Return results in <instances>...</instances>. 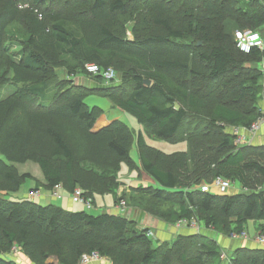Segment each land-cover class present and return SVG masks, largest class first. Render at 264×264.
I'll list each match as a JSON object with an SVG mask.
<instances>
[{"label": "trees", "instance_id": "16d2710c", "mask_svg": "<svg viewBox=\"0 0 264 264\" xmlns=\"http://www.w3.org/2000/svg\"><path fill=\"white\" fill-rule=\"evenodd\" d=\"M22 1L0 0V154L8 161L0 159V264H18L5 256L14 245L33 264H78L92 251L112 264H222L221 246L206 234L154 244L147 228L121 214L9 198L32 178L15 165L26 161L38 164L49 189L78 187L92 202L94 194L118 203L131 193L166 223L195 218L229 237L257 220L264 236V144L236 146L230 131L261 114L264 49L239 50L232 31L263 34L264 0H199L202 13L188 1L179 22L167 0H63L64 8L81 3L78 18L40 9L54 0ZM229 4L233 12L222 14ZM126 21H134L132 37ZM86 63L117 69L123 83L53 81L61 67L69 77L88 74ZM90 93L132 114L147 135L187 141V150L165 153L120 119L94 130L103 109L86 104ZM123 162L152 184L118 194ZM219 175L241 191L202 190ZM227 264H264V248L234 249Z\"/></svg>", "mask_w": 264, "mask_h": 264}, {"label": "rangeland", "instance_id": "374dc122", "mask_svg": "<svg viewBox=\"0 0 264 264\" xmlns=\"http://www.w3.org/2000/svg\"><path fill=\"white\" fill-rule=\"evenodd\" d=\"M170 1L171 4L175 5V9L174 11L175 13V19L177 22H179L180 20L185 19V15L187 13V6H188V1H191L193 3V5H195L196 7V11H201V6L199 3V0H167ZM23 4L27 5L31 3V0H23L22 1ZM49 8L46 6V4H43L40 6V9H50L52 11H57L59 13H61L62 15L66 16V17H70V18H78V14L75 13L76 9L81 6V3H74V5L71 8H64V1L63 0H54L51 3H48ZM198 5V6H197ZM234 7V5H228L227 6V10H222V14H224V12H233L232 9L230 7ZM203 12V10L201 11V13ZM233 15L229 14V20H232ZM123 19H120V21L122 22ZM120 22V23H121ZM129 22V21H128ZM126 21V27H125V32L129 35V37L133 36V33L130 31V24H134V21L130 22V24ZM243 28H248V27H243ZM250 28V27H249ZM264 31V28H262ZM238 30H242V29H237ZM235 32L236 29H234L232 31L234 39H235ZM263 34L262 37L264 39V32H262ZM200 44L202 43L201 41L199 42ZM198 44V45H200ZM258 66L261 65V63L257 64ZM64 68H58L56 70V74L53 78V81L56 82L57 80H61L64 79L66 80L67 77L68 78H72L73 83L77 84V85H84L83 83L86 84H90L89 87H95L93 83L96 84V86L100 87L101 81L96 79L95 77H93L92 75L89 74H85V73H79L76 76H68V74L66 72H64ZM115 70V69H114ZM117 69L115 70V82L114 84H120L123 83V76L121 74L120 71H117ZM86 86V85H84ZM96 92V91H95ZM7 95V92H3L1 95L2 97H5ZM84 101L86 102V104L88 106H99L100 108L103 109V114L105 116H107L108 119H120L122 120L124 123H126L134 132V137L137 135L138 132H141L144 136L145 142L150 145L153 146L165 153H173V152H177V151H186L187 150V141L185 140H164V139H159L156 137H152L150 135H147L143 126L137 121V119L130 113L123 111L117 107H113L111 105L110 100L108 99V97L97 94V93H90L88 94ZM130 155L133 158V160L138 164V155H137V151H136V147H135V142L131 147L130 150ZM0 159L5 160L6 162H8L6 160V158L0 154ZM16 167L18 168V170L20 172H30L32 175V178H28L25 180V182L22 184L21 188L27 189L31 187V186H35V185H40V179H43V175L42 172L38 166L37 163L33 162V161H26V162H22V163H15ZM118 177L119 180L125 182V181H129L132 185H147L149 183H151V179L150 178H145V176L143 175H138V170L134 169V170H130L127 165L123 162L121 163V167H120V171L118 173ZM150 181V182H148ZM126 183V182H125ZM125 183H122L123 185H125ZM32 184V185H31ZM39 189V188H38ZM36 189V190H38ZM211 192L213 193H218L220 192L219 189L216 186H212L210 187ZM240 190V185L238 182H232L231 185L227 188V190L224 192L228 195H232L235 194L237 191ZM35 191V190H33ZM125 191V189H123L120 194ZM31 192V191H30ZM128 192V191H127ZM131 194V193H130ZM129 193H127V198H125L126 203H127V208L128 207H133V208H139L136 202L132 201L131 199V195ZM29 196V195H28ZM9 198L15 200V198L10 194L8 195ZM102 196L97 194V204H101L103 205V203L105 204V206H107V209L112 205L113 203V197L111 194H107L104 196V201L101 198ZM38 196H34V201L40 203V200H38ZM38 200V201H37ZM136 201V199H135ZM57 205L58 204H54ZM60 206V205H59ZM84 206V205H83ZM106 208V207H105ZM99 209L97 207L92 206L91 208H86L84 206L85 211L91 213V214H98L99 211H106L107 209ZM142 211V210H141ZM107 212V211H106ZM145 212V211H144ZM134 218H136V215H132ZM129 219H132L130 216L128 217ZM133 220V219H132ZM136 222V220H134ZM259 225V221L257 220H248L245 224V228L249 235H252L255 233V228ZM136 226H137V222H136ZM190 232H188L189 234ZM191 234V233H190ZM178 235V234H177ZM177 235L175 236V238L177 237ZM229 237V236H227ZM174 238V239H175ZM154 244H156V240L154 238H152ZM173 240H161L158 241L160 243L162 242H169L171 243ZM226 248V247H225ZM228 248V247H227ZM226 255H227V259L222 261V264H227V260L229 258L230 253L232 252L231 250H227V249H222Z\"/></svg>", "mask_w": 264, "mask_h": 264}, {"label": "crops", "instance_id": "0c3cea01", "mask_svg": "<svg viewBox=\"0 0 264 264\" xmlns=\"http://www.w3.org/2000/svg\"><path fill=\"white\" fill-rule=\"evenodd\" d=\"M262 86L264 88V82L261 81ZM84 85H86L87 87L90 86V84H86L83 83ZM94 86H96L95 83H93ZM102 84V83H101ZM100 84V85H101ZM112 105V104H111ZM259 108L261 111H264V91L262 90L261 92V97L260 100L258 102ZM114 107V106H113ZM118 108V107H117ZM120 109V108H119ZM115 119V118H113ZM113 119H108L107 116H105L104 114H102L100 116V118L98 119V121L95 124L94 130H97L99 128H101L102 126L108 124L111 120ZM253 145H263L264 144V124L261 126V128L256 132V134L253 137V141H252ZM143 175V174H141ZM145 178H149L146 175ZM121 184L119 186L118 189V194H120V192L125 189L126 191H130L131 187H134L136 185H132L128 180L123 182L121 181ZM150 182V181H148ZM122 183H125V185H123ZM239 183V182H238ZM45 181L44 178L40 179V185H35V186H31L27 189L21 188V186L19 187V189L17 191L14 192H8V195H12L15 199H21V198H30L32 200H34V197L28 196L30 191L36 190L38 189V194H36L35 196H38V200H40V203L42 205H46V204H58L59 207H62L64 209L67 210H73V211H81L84 209V206L78 202H75L72 200V192L67 191L65 188L60 187L58 190V197H54L52 195V190L51 188H46L45 187ZM152 184V183H149ZM32 185V184H31ZM144 185V184H143ZM240 185V190L237 191L236 193L241 191V184ZM213 186V185H212ZM211 187V186H210ZM209 190H211L209 188ZM100 195V194H99ZM104 195H101L102 200L104 201ZM113 197V196H112ZM37 200V201H38ZM117 202H114V197H113V203L112 205L107 209V206H105V204L102 203L101 204H97V194L93 195V206L97 207L99 209H107V212L110 213H114V214H121L123 216L126 217H131L133 220H136L137 222V227L138 228H147L148 230H150L152 232V236L151 238H154L156 240V242L158 241H163V240H173L175 238V236L177 234H188V232L190 233H201V234H206L210 237H212L213 239H215L218 244L221 246L222 249H227V250H231L233 251L234 249H237L239 247H248V248H264V244L259 243L255 240V235L258 234V230L257 227L255 228V233L252 235H249L248 231L245 229V231L248 233V238H230L227 237L225 235H223L222 233L216 231L215 229L211 228V227H205L202 223L197 222V226L195 225H187V226H176V224H169L166 223L165 221L158 219L144 211H141L140 208H133L128 207L126 208L125 211H118L117 210ZM85 211V210H84ZM102 212L101 210L99 211V213ZM136 215V218H134L132 215ZM189 233V234H190ZM226 247V248H225ZM228 247V248H227ZM223 251V250H222ZM224 252V251H223ZM13 260H15L18 264H33L22 252L21 250H19L16 255L12 258ZM224 261V260H222ZM55 262V261H53ZM95 264H112L110 259L107 257H104V259L100 262H97Z\"/></svg>", "mask_w": 264, "mask_h": 264}, {"label": "built area", "instance_id": "2783aa9c", "mask_svg": "<svg viewBox=\"0 0 264 264\" xmlns=\"http://www.w3.org/2000/svg\"><path fill=\"white\" fill-rule=\"evenodd\" d=\"M235 42L236 46L239 50L243 52H249L252 48L257 47L261 50L264 49V39L262 35L257 30H252L249 28H245L242 30H236L235 32ZM85 71L90 75H100L102 78V85L108 86L114 84L115 80V70L112 67H108L106 69L100 68L95 63H86L85 64ZM264 91V88H263ZM264 124V111H261V114L254 120L253 123L249 127H232L230 131L234 135V143L236 145H250L252 144L253 137L256 132L261 128ZM211 185L216 186L220 192H225L227 188L231 185V181L227 178L222 176H216ZM211 185H204L202 186L203 191H208ZM60 185H55L52 187V195L54 197H58V190ZM38 190L29 192V196L34 197L38 194ZM72 200L84 205L86 208H91L93 206L92 198L88 197L83 194L80 188H75L71 194ZM118 211H125L127 208V203L124 198H120L116 205ZM197 221L195 218L186 219L181 218L175 224L176 226L182 227L187 225H195L197 226ZM147 236L151 237L152 232L147 230ZM248 238V233L243 230L240 233H232L230 238ZM255 240L259 243L264 244V236L261 234L255 235ZM19 247L14 245L10 252L6 254L7 258L12 259L16 253L19 251ZM220 258L222 260L227 259V255L225 252H221ZM104 259L102 255H100L97 251H92L90 253H85L78 261V264H95L100 262ZM228 261V260H227ZM56 264V263H55Z\"/></svg>", "mask_w": 264, "mask_h": 264}, {"label": "water", "instance_id": "95a60500", "mask_svg": "<svg viewBox=\"0 0 264 264\" xmlns=\"http://www.w3.org/2000/svg\"><path fill=\"white\" fill-rule=\"evenodd\" d=\"M198 44H200V43L198 42ZM145 83H146V84H149L150 81H149V80H145Z\"/></svg>", "mask_w": 264, "mask_h": 264}, {"label": "bare ground", "instance_id": "6f19581e", "mask_svg": "<svg viewBox=\"0 0 264 264\" xmlns=\"http://www.w3.org/2000/svg\"><path fill=\"white\" fill-rule=\"evenodd\" d=\"M233 142H234V140H233ZM235 144V143H234ZM236 145V144H235ZM236 146H240V145H236ZM232 183V182H231ZM57 185H59V184H57ZM61 187V186H60Z\"/></svg>", "mask_w": 264, "mask_h": 264}]
</instances>
